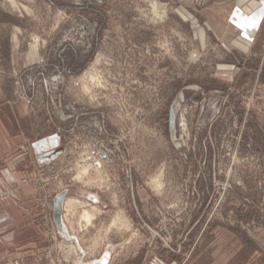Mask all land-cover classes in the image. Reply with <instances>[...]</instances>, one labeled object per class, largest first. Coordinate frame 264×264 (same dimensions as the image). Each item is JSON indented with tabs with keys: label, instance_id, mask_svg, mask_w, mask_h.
Returning a JSON list of instances; mask_svg holds the SVG:
<instances>
[{
	"label": "rangeland",
	"instance_id": "374dc122",
	"mask_svg": "<svg viewBox=\"0 0 264 264\" xmlns=\"http://www.w3.org/2000/svg\"><path fill=\"white\" fill-rule=\"evenodd\" d=\"M262 6L0 0L2 105L25 100L65 148L0 182L19 223L6 241L0 222V264H264V14L239 20Z\"/></svg>",
	"mask_w": 264,
	"mask_h": 264
},
{
	"label": "crops",
	"instance_id": "0c3cea01",
	"mask_svg": "<svg viewBox=\"0 0 264 264\" xmlns=\"http://www.w3.org/2000/svg\"><path fill=\"white\" fill-rule=\"evenodd\" d=\"M261 10H264V7ZM262 14H264L262 11H258L257 15L249 18L248 15L241 13L239 20L243 21V26L252 32L259 27V18L263 17ZM7 82L10 80L0 71V164L2 165L0 175L3 179L0 182L18 188L24 162L30 159L31 166L36 167L37 164L58 158L65 148L63 138L57 131L40 130L38 126L35 129L34 116L32 117L34 108L25 100H17L11 107L2 105L11 103L7 92L1 90ZM23 146L29 152L20 156ZM26 167H29V164ZM0 222H5L10 232L8 236H5L6 241L19 238L18 235L16 236V231H12L19 226V223L6 205L0 206Z\"/></svg>",
	"mask_w": 264,
	"mask_h": 264
},
{
	"label": "bare ground",
	"instance_id": "6f19581e",
	"mask_svg": "<svg viewBox=\"0 0 264 264\" xmlns=\"http://www.w3.org/2000/svg\"><path fill=\"white\" fill-rule=\"evenodd\" d=\"M14 2V1H13ZM87 74V77H89L90 78V80H93L94 79V75H91V73H86ZM86 162V161H85ZM93 168H95V165H93V164H85V163H83V164H81V167H80V169H79V172H78V175H77V177H78V179L80 180V181H83L84 179H85V175H88L87 173H89V171L91 170V169H93ZM98 168V167H97ZM99 173V172H98ZM99 177H100V175H99ZM96 181H98V180H96ZM152 181V180H151ZM155 181V180H154ZM86 183V182H85ZM91 183V182H90ZM158 182H156L155 184L158 186L159 184H157ZM154 185V184H153ZM156 186V187H157ZM158 188V187H157ZM80 204V202H68L67 201V203H66V211H76L77 210V208L79 207L78 205ZM82 204H83V202H82ZM83 211H82V214H81V216L79 217L80 219H78V220H81V221H85L86 222V224H90L93 220V218L95 217V215H93L92 214V212H91V210H89V209H82ZM73 213H76V212H73ZM72 215H74V214H72ZM122 216V215H121ZM121 216L119 215V213L116 215V217L114 218V221H113V224H120L121 223ZM124 217V216H123ZM122 217V218H123ZM80 221V222H81ZM73 223V222H72ZM79 223V222H78ZM80 224V223H79ZM78 224V225H79ZM84 226V225H83ZM113 226V225H112ZM82 228V227H81ZM68 232V231H67ZM70 236H72L73 238H75L73 235H70ZM71 238V237H70ZM73 238H71V239H73ZM86 240V239H85Z\"/></svg>",
	"mask_w": 264,
	"mask_h": 264
},
{
	"label": "water",
	"instance_id": "95a60500",
	"mask_svg": "<svg viewBox=\"0 0 264 264\" xmlns=\"http://www.w3.org/2000/svg\"><path fill=\"white\" fill-rule=\"evenodd\" d=\"M66 194H67L66 192H63V193L59 194L55 199L54 219L56 221V225H57L59 232L63 233L64 235H67V237H70V235H68V232L65 230L64 224L62 221V212H63V208H64L63 204H64V200L66 198ZM94 264H108V258L102 257V259L95 261Z\"/></svg>",
	"mask_w": 264,
	"mask_h": 264
},
{
	"label": "built area",
	"instance_id": "2783aa9c",
	"mask_svg": "<svg viewBox=\"0 0 264 264\" xmlns=\"http://www.w3.org/2000/svg\"><path fill=\"white\" fill-rule=\"evenodd\" d=\"M26 182H27V184H29V182H31V180L28 179ZM6 199H7L6 194L3 193L2 191H0V200L5 201Z\"/></svg>",
	"mask_w": 264,
	"mask_h": 264
}]
</instances>
